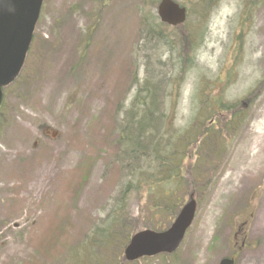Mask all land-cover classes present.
Instances as JSON below:
<instances>
[{"label": "rangeland", "instance_id": "1", "mask_svg": "<svg viewBox=\"0 0 264 264\" xmlns=\"http://www.w3.org/2000/svg\"><path fill=\"white\" fill-rule=\"evenodd\" d=\"M103 1L45 0L21 78L4 91L0 264L30 261V231L33 238H40L58 211L70 212L71 245L70 239L79 240L78 234L88 227L87 219L99 217L102 207L111 208L120 190L121 173L106 172L104 160L92 150L104 131L113 129L107 120L113 118L118 102L124 97L129 106L135 92L130 81L126 84L121 64L131 60L133 67L128 70L133 71L139 65L144 82L140 59L129 51L145 8L140 9L138 0ZM175 1L188 12L187 25L177 35L186 37L199 24L205 37L176 106H169L168 98L165 103L161 95L166 111L174 108L175 127L186 126L200 107L193 100L198 84L216 83L219 91L218 85L226 84L225 100L241 102L248 111L242 127L221 143V161L207 153L198 162V152L189 158L191 166L182 173L185 190L169 201V210L174 204L180 208L191 197L197 202L194 222L180 248L172 255L134 263L124 259L123 264H219L226 257L234 258L235 264H264V0H212L204 26L198 20V0ZM88 28H93L91 46L79 61L77 49L84 45L82 34ZM141 51L155 61L151 66L156 73L162 69L156 62L160 57L166 77L173 74L167 48H145L141 43ZM214 88L210 99L217 95ZM254 92L260 93L250 97L249 106L246 97ZM86 158L96 163L81 181L80 166ZM200 171L203 180L196 184L201 187L191 186ZM142 200L131 196L132 217L137 218L144 201L148 202L143 208L146 215L156 205L152 195ZM162 221L149 222L140 231ZM67 224L53 233L62 236Z\"/></svg>", "mask_w": 264, "mask_h": 264}, {"label": "trees", "instance_id": "2", "mask_svg": "<svg viewBox=\"0 0 264 264\" xmlns=\"http://www.w3.org/2000/svg\"><path fill=\"white\" fill-rule=\"evenodd\" d=\"M138 1L141 3L140 9H145L138 17L136 39L129 54L140 59L141 70H144L145 75L144 82L138 74L139 65L133 71L128 70V67H133L131 60L121 64L126 84L130 81L135 92L129 106H126L124 97L118 102L119 108L114 112L113 118L107 120L113 124V129H107L106 133L104 131L95 141L92 150L94 154L100 155L99 159L104 160L106 172L112 170L121 173L120 190L112 198L111 208L102 207L99 217L87 219L88 227L83 229L87 231L81 230L77 241L70 239L71 245L68 243V227L72 228L73 225L68 222L69 210L54 213V221L48 225L45 233L42 230L40 238H33L34 232L30 231L33 255L25 264H123L124 249L131 237L140 231L141 226H147V223L157 219L162 221L164 218L166 222L151 223L152 230L163 231L176 218L183 204L180 208L174 204L173 209L169 210V201L178 199L180 192L185 190L182 173L187 172L191 166L189 158L198 152V162H201L203 154L207 153L221 161L224 153L220 150L221 143L245 123L244 116L248 110L241 107V102L225 100L223 91L226 84L220 83L218 86L222 88L219 91L220 89H216V83L211 86L206 83L205 86L198 84L193 94V100L200 107L194 111L186 126L175 127V119L172 116L174 108L167 112L161 95L165 103L168 98L169 106H176L181 88L193 66L191 62L195 61L198 50L203 46L204 33L200 32L198 24L186 37L177 35L187 24L173 28L161 23L156 13L161 0ZM211 3L212 0H198V20L203 26L208 23L210 8L207 7ZM92 32L93 28H88L82 34L85 46L77 49L80 52L79 61H83L84 56L88 55ZM141 43L145 48L154 45L156 48L164 47L169 50V62L173 65L171 76L166 77L164 63L160 57H157L156 62L162 69L158 73L153 70L151 65L155 64V61L151 60L147 51H141ZM212 88L217 91V95L210 99L214 94ZM206 90L210 93L207 94ZM259 93L254 92L246 97L249 106L250 97ZM203 95L205 97H202ZM120 96L122 97V93ZM2 109L3 107L1 111ZM104 126L106 129V124ZM210 142L214 146H210ZM103 156L105 157L102 158ZM95 163L91 158L83 161L80 166L84 174L80 178L81 181L87 179ZM203 166L202 163L200 167ZM201 180L202 171L197 177H193L191 186L201 187L196 184ZM73 183L71 182L72 187ZM133 195H136L138 201L152 195L156 205L149 208L150 212L146 215L143 208L148 202L144 201L139 207L137 218H134L129 209V201ZM64 222L68 223L64 234H54ZM149 228L148 226L143 229ZM143 260L148 259L140 261Z\"/></svg>", "mask_w": 264, "mask_h": 264}, {"label": "water", "instance_id": "3", "mask_svg": "<svg viewBox=\"0 0 264 264\" xmlns=\"http://www.w3.org/2000/svg\"><path fill=\"white\" fill-rule=\"evenodd\" d=\"M44 0H0V107L3 89L20 76L32 45ZM160 21L177 27L187 20V10L173 0H162L157 8ZM197 210L194 198L184 205L169 229L144 230L132 236L125 248V259L135 262L160 254H173L181 246ZM219 264H234L225 258Z\"/></svg>", "mask_w": 264, "mask_h": 264}]
</instances>
